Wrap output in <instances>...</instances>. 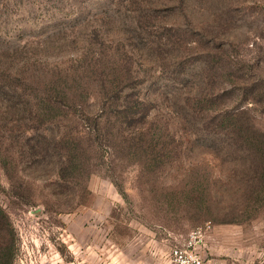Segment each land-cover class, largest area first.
<instances>
[{"label": "rangeland", "instance_id": "374dc122", "mask_svg": "<svg viewBox=\"0 0 264 264\" xmlns=\"http://www.w3.org/2000/svg\"><path fill=\"white\" fill-rule=\"evenodd\" d=\"M242 109L264 132V0H0L4 264H174L192 233L264 264Z\"/></svg>", "mask_w": 264, "mask_h": 264}, {"label": "trees", "instance_id": "16d2710c", "mask_svg": "<svg viewBox=\"0 0 264 264\" xmlns=\"http://www.w3.org/2000/svg\"><path fill=\"white\" fill-rule=\"evenodd\" d=\"M248 109H242L236 113H232L228 116L224 115L221 120L222 129L225 130L227 140L231 142L232 146L239 147L238 149H244L246 152L245 157L248 159L250 172L252 174V183L247 188L246 194L248 197L254 200L261 201L264 198V132L260 131L256 125L247 116ZM141 136V135H140ZM139 136V137H140ZM138 138H135L139 140ZM122 145V144H120ZM135 144L130 143L128 148L130 150L135 149ZM189 191V198L191 199V207L193 209H199L204 214L211 213V208L214 206L209 200L211 196L207 190L197 191V189L191 188ZM195 200L199 204L195 203ZM194 201V203H193ZM225 222H234L225 221ZM3 223L8 224V216L0 206V228ZM9 225V224H8ZM8 251L11 253L6 255V264H13L14 242L9 246ZM5 259L0 256V264H4Z\"/></svg>", "mask_w": 264, "mask_h": 264}, {"label": "built area", "instance_id": "2783aa9c", "mask_svg": "<svg viewBox=\"0 0 264 264\" xmlns=\"http://www.w3.org/2000/svg\"><path fill=\"white\" fill-rule=\"evenodd\" d=\"M199 236L192 233L182 247H177L172 251L174 264H203L202 258L197 252Z\"/></svg>", "mask_w": 264, "mask_h": 264}]
</instances>
